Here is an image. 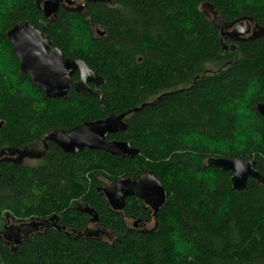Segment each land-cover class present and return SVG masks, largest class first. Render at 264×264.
I'll list each match as a JSON object with an SVG mask.
<instances>
[{
	"label": "trees",
	"instance_id": "16d2710c",
	"mask_svg": "<svg viewBox=\"0 0 264 264\" xmlns=\"http://www.w3.org/2000/svg\"><path fill=\"white\" fill-rule=\"evenodd\" d=\"M109 1L87 6V17L62 12L49 23L37 0H0V153L152 103L127 118V132L109 136L138 149L133 160L90 150L66 154L50 142L38 165L0 160V222L7 214L55 216L66 229L50 228L14 251L0 241V264H264V184L250 179L248 191H236L232 172L208 166L209 158L254 161L264 176V118L257 112L264 38L225 51L204 8L264 28V0ZM23 21L102 77L94 90L103 100L73 91L65 100L47 99L21 74L6 35ZM147 173L168 193L157 217L135 197L122 212L111 210L99 191L106 181ZM86 206L99 218L93 229L112 240L86 236L93 225L81 211Z\"/></svg>",
	"mask_w": 264,
	"mask_h": 264
},
{
	"label": "water",
	"instance_id": "95a60500",
	"mask_svg": "<svg viewBox=\"0 0 264 264\" xmlns=\"http://www.w3.org/2000/svg\"><path fill=\"white\" fill-rule=\"evenodd\" d=\"M40 0L38 4L41 2ZM109 1V0H108ZM72 2V1H71ZM110 2V1H109ZM59 1L47 2L43 8L44 16L50 18L57 12ZM204 8L211 12L215 18L214 26L221 31V41L223 37L235 42L255 41L264 38V28L256 24L252 19H242L235 22H227L221 15L213 10L209 4ZM250 24L253 27L251 34ZM98 35H105V30L97 28ZM251 37L247 38V36ZM8 40L12 45L14 54L20 63V72L28 75L36 87L43 90L47 99L65 100L70 90L84 96L99 97L97 92L93 91L91 85L101 87L104 79L99 77L86 62L78 59L66 58L62 51L53 49L52 42L40 30L36 29L29 21L20 22L13 29L8 31ZM222 48L225 44L222 41ZM80 75L79 81L75 82L73 76ZM100 101L103 100L101 96ZM159 97L158 100H160ZM152 103L144 104L140 108L122 113L120 115L112 114L101 121H89L80 124L71 130L56 129L46 133L42 139L45 149L50 142L56 145L62 152L66 154L76 155L84 150L105 152L113 157L121 159L133 160L140 153L130 143L123 141H109V136L125 133L128 130L126 123L127 118L132 114L138 113L146 106ZM257 112L264 118V103L257 104ZM0 120V127L2 125ZM18 155L25 154V149L19 150ZM5 155H11L9 150L0 153V160ZM29 158H34L28 156ZM5 160V159H3ZM9 161V160H6ZM208 166L220 169L225 172H232L231 183L236 191H248V183L250 179L264 184V176L256 169L254 161L240 160L237 158H209ZM161 182L153 173H147L143 178H122L118 180H110L99 191L104 195L106 202L111 210L122 212L126 206L128 198H138L142 201L146 208H149L154 217L166 204L168 193L162 187ZM82 212L91 217V224L96 227L99 225L98 215L89 206H86ZM56 217L52 216L50 222L52 230L66 231L65 227H59L56 223ZM44 221L34 224L35 228L45 226ZM138 223L135 222L132 227L136 228ZM101 229L94 232L85 233L87 237L99 236Z\"/></svg>",
	"mask_w": 264,
	"mask_h": 264
},
{
	"label": "flooded vegetation",
	"instance_id": "af4514ba",
	"mask_svg": "<svg viewBox=\"0 0 264 264\" xmlns=\"http://www.w3.org/2000/svg\"><path fill=\"white\" fill-rule=\"evenodd\" d=\"M39 1L40 0H37V7L42 11L44 20H47V22H49V23H53V22L58 21L59 15L62 12L69 13L70 15L71 14L80 15V16H83V18H84V17H87V15H88V7L87 6H89L90 4L97 3V2L105 3L107 5L112 4L108 0H42L38 4ZM50 1H59V5L57 7L58 8L57 12L55 14H53L50 18H47L44 16L43 8H44L45 4L47 2H50ZM207 15L211 19V22L214 24V22H216L215 18L213 17L211 12L208 10H207ZM230 23H232V22H230ZM251 26L252 25L250 24L249 27L251 29V34H252L253 27H251ZM249 37H251V35L247 36V38H249ZM97 38L98 39H104L105 35H103V36L97 35ZM222 41L225 44V48H224L225 51H228V50L236 51V49L238 47V43H244V42H235L234 43L233 41H230V39L225 38V37H223ZM245 42H248V41H245ZM51 48L58 49L57 47H54L53 42H52ZM76 75H78V77H76ZM79 79H80V75L76 73L73 76V80L75 82H77V81H79ZM91 88L93 89V91H95L99 87H96L95 85H91ZM72 91L73 90H70V92H72ZM73 92H75V91H73ZM41 143H42L41 146L30 145V146H27L24 148H18V149L17 148H11V149L10 148H4L2 150V152L3 151L7 152L9 150L11 155L3 156L1 158V161L3 159L9 160L7 162L14 163L16 165H21V166H25V165L29 166L30 164H27V162H30V161H32L34 163L38 162V164H39L47 156V152H48V148L45 149V145L43 144V142H41ZM48 144H47V147H48ZM21 149H23V150L25 149L26 151H28L27 155L32 156L34 158H29L28 156L26 157L24 153L21 155H18V152H20L19 150H21ZM2 219H3L2 222H0V241H2L4 243V245L7 246L8 248H10L12 251L16 250L22 243H24L26 241H31L33 238L37 237L38 235L45 234L46 231L48 229H50L51 226H53V224H54V223L50 222V219L49 220H40V219L22 220V219H15L14 217H11L8 214L5 215L4 218H2ZM39 221L40 222L44 221L46 223L45 226H43V227L40 226V228L39 227L35 228L34 224L38 223Z\"/></svg>",
	"mask_w": 264,
	"mask_h": 264
},
{
	"label": "rangeland",
	"instance_id": "374dc122",
	"mask_svg": "<svg viewBox=\"0 0 264 264\" xmlns=\"http://www.w3.org/2000/svg\"><path fill=\"white\" fill-rule=\"evenodd\" d=\"M77 36H82V38H84V36H86V35H84L83 36V34H78ZM209 69H212V67L210 66V67H208ZM213 70V69H212ZM12 77V76H11ZM246 117V116H245ZM246 122H247V119H245V118H243V125H244V128H247V124H246ZM39 146H41V144H39ZM27 164H30L31 166H35V165H38V162H32V161H30V162H27ZM106 183H108V181H106ZM132 223L133 222H131L130 221V224L132 225ZM146 228H148V229H151V228H153V222L150 224V225H147V226H145ZM94 228V225H92L91 227H90V229H91V231L92 232H96V231H98V230H100V229H97V230H94L93 229ZM101 232L102 233H99V236H93L92 238H98V239H101V240H112L113 239V236L108 232V231H106V230H104V229H101Z\"/></svg>",
	"mask_w": 264,
	"mask_h": 264
}]
</instances>
